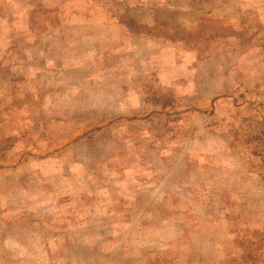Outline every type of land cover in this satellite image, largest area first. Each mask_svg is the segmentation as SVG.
<instances>
[{
	"label": "rangeland",
	"instance_id": "rangeland-1",
	"mask_svg": "<svg viewBox=\"0 0 264 264\" xmlns=\"http://www.w3.org/2000/svg\"><path fill=\"white\" fill-rule=\"evenodd\" d=\"M0 264H264V0H0Z\"/></svg>",
	"mask_w": 264,
	"mask_h": 264
}]
</instances>
